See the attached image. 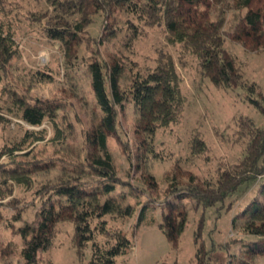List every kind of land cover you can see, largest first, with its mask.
<instances>
[{"label":"trees","instance_id":"trees-1","mask_svg":"<svg viewBox=\"0 0 264 264\" xmlns=\"http://www.w3.org/2000/svg\"><path fill=\"white\" fill-rule=\"evenodd\" d=\"M48 1L54 10L52 15L46 12L35 21L42 23L48 18L42 24L44 36L62 45L64 64L68 70L76 68L85 42L90 39L95 42L87 70L100 112L95 115L91 128L82 131L83 147L73 158L69 140L74 135L75 126L71 113L67 111L71 103L35 99L29 95L31 88L21 91L19 85L13 87L8 83L10 89L4 88L2 97L9 91L12 101L5 110L0 108V124L4 126L10 122L3 113L21 117L34 113L41 120H48L53 135L47 142L57 149V153L54 158L41 155L40 149L36 148L22 153L36 142L44 143L47 129L26 130L16 144L0 149V225L5 223L6 210L15 212L9 221L16 222L29 206L20 197L4 202L13 195L15 185L23 194L31 193L42 202L39 226L34 229L42 240V249L51 247L60 224L71 223L74 226L73 243L78 254L84 256L85 251L91 249L88 264H118V258L128 252L132 242L121 231L112 230L106 216H132L136 207L129 203L130 196L137 198L140 193H148L151 200L143 204L140 217L148 208L160 207L163 210L161 228L173 248L178 247L186 230L190 206L195 210L202 209L203 217L199 223V235L196 236V264H212L210 251L199 241L205 214L214 208L225 207L229 211L234 205V196L243 186L250 187L263 180L259 195L248 206L249 212L245 211L244 221H233L234 229L241 228L243 234L259 237L260 240L244 245L235 256L229 252L241 241L240 238L219 245L229 255L228 264H257L258 259L264 257V128L256 127L248 118L240 122L241 138L247 140L244 156L233 166L221 167L213 182L186 172L176 164L166 176L164 189L158 187L153 177L146 180V188L133 186L129 180L117 175L108 144L111 138L116 139L123 146L130 163L134 164L131 145L122 130L124 101L130 102L137 114L135 134L141 140L143 153L138 149L136 154L145 161L149 154L147 139H151L158 130L180 121L187 103L183 78L174 57L159 51L153 68L134 72L133 66L137 64L133 62L130 66L133 75L126 89L122 90L126 65L114 54L104 57L100 45L117 36L120 14L132 32L127 45L139 37L145 27H164L168 43L180 44L195 55L204 75L217 87L248 89L249 102L264 114V95L255 83L244 79L236 59L225 48L227 39L250 52L264 48V0ZM0 6H4L2 0ZM218 8L222 14L230 9L244 11V14L227 30L224 15L214 19L213 13ZM98 18L101 34L94 38L87 36ZM12 37L10 26L0 22V83L4 78L9 80L11 62L19 54V44ZM37 75L40 76L35 79L39 82L50 77L43 73ZM120 95L122 100L117 104ZM205 148L203 140H194L195 152ZM3 157L6 158L1 161ZM134 166L141 168L143 165L137 163ZM40 177L45 179L40 180ZM120 189H129V192ZM154 189L159 191L160 198L153 196ZM10 247L2 251L4 261L11 254ZM28 258L34 263L32 255Z\"/></svg>","mask_w":264,"mask_h":264},{"label":"rangeland","instance_id":"rangeland-1","mask_svg":"<svg viewBox=\"0 0 264 264\" xmlns=\"http://www.w3.org/2000/svg\"><path fill=\"white\" fill-rule=\"evenodd\" d=\"M2 3L4 6H0V22L10 26L12 38L19 44V54L11 62L9 80L4 78L0 83V108L5 110L12 101L9 91L6 92L8 95L2 97L3 89H10L8 83L13 87L19 85L21 91L31 88L29 95L35 99L69 101L71 104L67 111L71 113L75 126L69 147L73 153L72 157L76 158L83 147L82 131L91 128L95 115L100 112L91 86V75L87 70L95 42L93 39L85 42L80 49L76 68L68 70L64 64L65 53L62 45L44 36L42 24L48 18L42 23L35 21L46 12H49V16L52 15L54 10L49 1L2 0ZM221 11L218 8L213 16L216 19L224 15L227 30L244 14V11L233 9L227 10L224 14ZM119 20L117 36L102 43L100 50L104 57L114 54L126 65L127 73L121 84L122 90L126 89L133 75L130 70L133 62L137 64L133 66L134 72L153 68L159 51H164L171 54L177 62L183 78L182 86L187 103L178 123L158 130L151 139H147L149 156L146 155L143 161L136 154L138 149L143 153L141 140L135 134L137 114L133 105L124 101L125 111L121 114L122 130L131 145L134 164L132 165L124 154L123 146L111 138L108 144L117 175L129 180L138 188H146V180L153 177L158 187L164 189L167 184L166 176L178 164L182 170L192 172L201 179L215 181L221 167L233 166L244 156L247 140L241 138L240 122L248 118L256 127L264 128V114L249 102L248 89L240 87L226 90L217 87L204 75L195 55L180 44L168 43L164 27H145L141 29L143 33L127 45L132 32L129 31L122 14L119 15ZM99 22L100 18L87 36L94 38L101 34ZM225 48L236 59L244 79L249 83H255L264 95V48L258 52H250L230 39H227ZM38 73L51 78L39 82L35 79L40 76ZM121 100L120 95L117 104H120ZM2 115L7 116L10 122L4 126L0 124V149L5 145L16 144L26 130L47 129L48 136L44 143L36 142L22 153L36 148L40 149L41 155L54 158L57 149L47 142L53 135L48 120H41L34 113L25 117L6 113ZM196 139L205 142L206 150L195 152L193 144ZM5 158L3 157L1 161ZM137 163H142L143 166L136 168L134 165ZM44 179L40 177V180ZM262 181L250 187L243 186L234 196V205L229 211H226L225 207L214 208L205 214L199 241L210 251L212 264H228L229 255L226 249L220 248L219 245H224L231 239H241L231 248L229 254L232 256L238 255L244 245L260 240L259 237L243 234L241 228L234 229L233 221L236 220L237 223L244 221L245 211L249 212L248 206L259 195ZM13 189V195L4 202L20 197L29 206L16 222L9 221L15 212L11 209L5 211V223L0 225V264L89 263L91 249L88 248L84 256L78 254L73 243L74 226L71 223L60 224L51 247L42 249V240L34 232L39 226L42 202L31 193L23 194L18 186L14 185ZM120 190L129 192V189ZM152 193L154 197L160 198L159 191L154 189ZM148 195L140 193L137 198L130 196L129 203L136 207L132 216L119 217L112 214L106 216L109 227L121 231L132 242L128 252L118 258V264H196L198 248L196 236L199 235L202 209L195 210L190 206L186 230L181 235L178 247L173 248L161 228L163 210L160 207H150L140 217L143 204L151 200ZM229 202H226V206ZM9 245L11 254L4 261L2 251L8 249ZM30 255L34 257V263L28 258ZM257 264H264V257L259 258Z\"/></svg>","mask_w":264,"mask_h":264}]
</instances>
